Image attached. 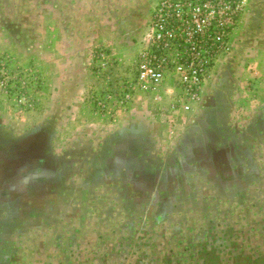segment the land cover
<instances>
[{
	"label": "rangeland",
	"instance_id": "obj_1",
	"mask_svg": "<svg viewBox=\"0 0 264 264\" xmlns=\"http://www.w3.org/2000/svg\"><path fill=\"white\" fill-rule=\"evenodd\" d=\"M164 1L0 0V264H264V0L206 8L195 101L138 80Z\"/></svg>",
	"mask_w": 264,
	"mask_h": 264
},
{
	"label": "built area",
	"instance_id": "obj_2",
	"mask_svg": "<svg viewBox=\"0 0 264 264\" xmlns=\"http://www.w3.org/2000/svg\"><path fill=\"white\" fill-rule=\"evenodd\" d=\"M212 4V0H165L163 6L157 11L154 29L158 34L152 42L154 61L145 59L140 64L138 80L154 84H162L169 79L174 68L178 73L184 96L192 101L199 98L203 81L210 71L215 58V49L209 50L203 60L199 59L198 34L203 31V14ZM166 9H171L168 13ZM204 21V20H203ZM235 17L229 19L227 28L235 23ZM181 32L194 33L189 40L180 35ZM220 46L226 47L225 38ZM172 54V58L169 57ZM162 59V61H161ZM171 62V64L169 63ZM199 63L195 67V63ZM186 110L190 109L189 103H183Z\"/></svg>",
	"mask_w": 264,
	"mask_h": 264
}]
</instances>
